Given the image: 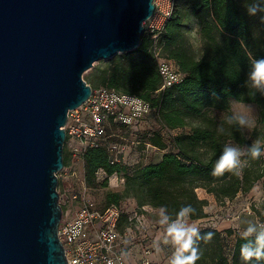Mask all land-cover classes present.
Masks as SVG:
<instances>
[{"label":"trees","instance_id":"obj_1","mask_svg":"<svg viewBox=\"0 0 264 264\" xmlns=\"http://www.w3.org/2000/svg\"><path fill=\"white\" fill-rule=\"evenodd\" d=\"M247 2L177 0V8L161 35V43L165 53L177 61L186 76L164 91L157 92L162 78L146 34L142 35L139 47L117 54L98 73L85 77L93 88H114L151 101L159 108L161 120L168 127L180 129L170 142L159 130L142 134L143 145L151 144L163 151L156 162L112 163L106 146L86 150L84 169L89 186H107V179L102 183L97 181V171L101 168L109 176L118 173L125 178L121 190L106 192L103 208L133 198L139 210L143 206L156 209L166 206L169 214L175 217L182 206L190 204L196 213L189 219L198 220L209 216L206 211L209 200L202 198L198 189H205L215 196L218 204H225L239 194L251 192L261 180L264 187V156L256 160L250 156L242 157L249 164L239 176L232 172H225L222 176L211 174L226 143L243 148L258 138L264 141V95L257 93L252 98L244 86L250 60L264 58V12L248 15ZM231 100L257 104L261 128H254L247 136L244 130L238 131L224 124V133H219L217 129L223 118L210 114L209 109L227 110ZM124 130L131 133L125 125L112 121L110 132L114 135L110 140L117 143L129 141L120 134ZM115 137L122 141H116ZM169 143L176 151H166ZM71 162L72 155L65 143L64 164L67 167ZM253 210L264 222V196L261 207H253ZM132 213L124 210L119 224L122 233L133 226ZM200 231L201 235L209 232L213 235L211 239L197 241L201 258L196 264H249L240 254L244 242L242 233L235 232L234 246L229 249L224 231L218 227L206 225L200 227ZM226 232L227 235L234 234L230 227ZM250 264H264V261L253 260Z\"/></svg>","mask_w":264,"mask_h":264},{"label":"water","instance_id":"obj_2","mask_svg":"<svg viewBox=\"0 0 264 264\" xmlns=\"http://www.w3.org/2000/svg\"><path fill=\"white\" fill-rule=\"evenodd\" d=\"M153 0H0V264H68L59 238L68 113L84 73L140 46Z\"/></svg>","mask_w":264,"mask_h":264},{"label":"built area","instance_id":"obj_3","mask_svg":"<svg viewBox=\"0 0 264 264\" xmlns=\"http://www.w3.org/2000/svg\"><path fill=\"white\" fill-rule=\"evenodd\" d=\"M153 3L154 13L143 26L162 78L161 87L157 90L160 92L180 83L186 74L177 61L165 53L161 43V35L177 8V0H153ZM152 117L156 127L146 131L138 129L143 121ZM112 121L125 125L130 132L136 133L137 139L132 141L134 144H142V134L151 130H159L169 142L180 131L171 129L161 120L159 108L153 106L151 101L114 88L92 87L90 97L82 105L69 111L67 123L63 127L72 161L76 157L84 161V154L90 147L106 146L111 153L112 163L125 164L123 154L126 143L110 140L114 135L110 132ZM146 147L159 150L147 143ZM113 176L125 182L123 175L118 173L109 176L103 168L97 171V181L100 183ZM73 199L79 200V196L76 194ZM124 210L122 203H111L103 208L91 199H83L72 217H65L63 213L58 235L68 264H130L125 250L130 246L128 242L134 225L143 223L148 209L143 206L141 210H135L130 217L133 226L122 233L119 224ZM156 251V245L147 247L137 264H160L152 257Z\"/></svg>","mask_w":264,"mask_h":264},{"label":"rangeland","instance_id":"obj_4","mask_svg":"<svg viewBox=\"0 0 264 264\" xmlns=\"http://www.w3.org/2000/svg\"><path fill=\"white\" fill-rule=\"evenodd\" d=\"M195 44L197 40L193 38ZM109 60H99L95 62L92 69L87 70L84 73V78L90 73H98L99 70L109 63ZM234 101V100H231ZM230 101V102H231ZM250 104L254 108V113L257 117V126L261 128L260 123V108L255 103L241 102L233 105V108H240L242 105ZM226 110H220L210 108L209 113L218 117L223 118ZM156 127L155 119L149 118L143 121L138 129L146 131ZM255 127V128H256ZM189 129V128H188ZM253 129H244L247 136L251 135ZM120 134L128 137L129 141H126V148L123 154V161L128 165L147 164L149 162H156L160 159L163 151L153 149L152 147H146L143 144H134L131 141L137 139L136 133H127L126 130L120 132ZM116 141L121 138L115 137ZM166 151H176L173 144L169 143V147ZM60 184H58V191L60 193V203L65 206L64 216L72 217L78 210L80 202L83 199H91L97 203L99 207L105 205V194L107 191H117L123 188L124 183L122 180H118L116 176L111 177L108 180L107 186L101 184L97 187L89 186L85 181V169L84 161L79 157L73 159L72 164L64 167L58 173ZM198 193L201 197L205 194V191L198 189ZM79 196V200L73 199L74 195ZM264 196L263 180H261L251 192L247 194H239L234 200L227 201L225 204H216L212 198V202L209 201V205L206 207L210 213V218L205 219L203 222L198 224V227L207 225H214L224 231V237L227 246L231 249L234 246L237 233H243L246 228V224L243 221L251 220L255 223H264L255 213L253 207H261ZM122 205L125 211L132 213L139 209L138 204L133 198H126L122 201ZM146 216L143 223L140 225H134L132 235L129 240V247L126 248V256L129 259L130 264H137L140 262L145 254V249L150 245H156L157 242L162 241L165 235V226L159 223V209L147 206ZM241 215V217H240ZM230 227L233 229L234 234L227 235L226 229ZM162 249V250H161ZM172 248L170 246L160 245L157 247V251L152 257L156 259L160 264H170V258L172 255Z\"/></svg>","mask_w":264,"mask_h":264},{"label":"clouds","instance_id":"obj_5","mask_svg":"<svg viewBox=\"0 0 264 264\" xmlns=\"http://www.w3.org/2000/svg\"><path fill=\"white\" fill-rule=\"evenodd\" d=\"M262 4L264 0H248L246 6L248 15L255 16L264 12ZM244 86L252 98H255L257 93L264 95V58L253 57L250 60ZM239 103V100L230 102L223 115V121L218 126L219 133H224V124L235 127L238 131L251 130L257 126V117L252 105L233 108V105ZM245 156H250L253 160L264 156V141L258 138L251 145H245L243 148L238 144L226 143L213 165L211 174L222 176L225 172H232L236 176L241 175L243 169L249 164L248 160L242 159ZM195 213L196 209L190 204L182 206L175 217L169 214L166 206H161L159 209V223L165 226V235L162 241L157 242V247L160 248V245H163L172 248L170 264H196L201 258L197 241L211 239L213 235L211 232L201 235L198 225L189 223V218ZM243 223L247 226L242 233L244 242L240 246L241 257L249 264L253 260L264 261V223H255L251 220L243 221Z\"/></svg>","mask_w":264,"mask_h":264},{"label":"crops","instance_id":"obj_6","mask_svg":"<svg viewBox=\"0 0 264 264\" xmlns=\"http://www.w3.org/2000/svg\"><path fill=\"white\" fill-rule=\"evenodd\" d=\"M161 158V157H160ZM200 189H202L203 191H205V194H206V196L204 195L202 198H207L210 202H212V198L214 199V201L216 202V204H217V200H216V198H215V196L213 195V194H210V193H208L205 189H203V188H200ZM206 211L209 213V211H208V209L206 208ZM211 216H210V213H209V216L207 217V218H203V219H198V220H191V219H189V223H195V224H200V222H203L205 219H209ZM205 225H207V224H205ZM229 228V227H228Z\"/></svg>","mask_w":264,"mask_h":264}]
</instances>
